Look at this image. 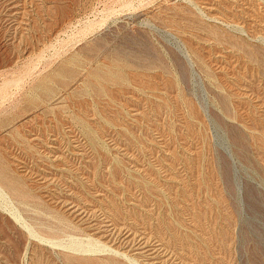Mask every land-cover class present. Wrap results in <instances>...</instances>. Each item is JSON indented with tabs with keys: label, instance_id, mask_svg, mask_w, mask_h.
<instances>
[{
	"label": "rangeland",
	"instance_id": "1",
	"mask_svg": "<svg viewBox=\"0 0 264 264\" xmlns=\"http://www.w3.org/2000/svg\"><path fill=\"white\" fill-rule=\"evenodd\" d=\"M0 164V264H264V0H0Z\"/></svg>",
	"mask_w": 264,
	"mask_h": 264
},
{
	"label": "bare ground",
	"instance_id": "2",
	"mask_svg": "<svg viewBox=\"0 0 264 264\" xmlns=\"http://www.w3.org/2000/svg\"><path fill=\"white\" fill-rule=\"evenodd\" d=\"M20 183V180L18 181V179L14 180L11 177H8L7 174L5 173L3 167L0 164V186L2 188H4L5 190L10 191L12 194H14V196H16L21 202L26 203L27 201H23L26 199V196H29V193H24L23 191H21L19 188H17V186L15 185L17 182ZM18 219V218H17ZM19 220V219H18ZM41 228H44L45 230L48 231H54V228L50 225H48V223H41ZM26 227H28L27 225H25ZM28 230L30 233L34 234L35 232L32 231V228L28 227ZM37 230L39 231V233L44 234L43 231L39 230L37 228ZM55 232V231H54ZM70 246H72L73 248H83V245H78L76 241L72 242L70 244ZM90 244L88 245V249H90ZM85 248V249H87ZM83 253V252H82Z\"/></svg>",
	"mask_w": 264,
	"mask_h": 264
}]
</instances>
